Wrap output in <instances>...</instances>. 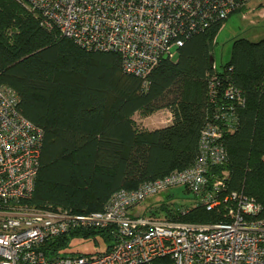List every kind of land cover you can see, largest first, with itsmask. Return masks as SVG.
<instances>
[{"label":"trees","instance_id":"obj_1","mask_svg":"<svg viewBox=\"0 0 264 264\" xmlns=\"http://www.w3.org/2000/svg\"><path fill=\"white\" fill-rule=\"evenodd\" d=\"M23 4L0 0V83L14 90L19 111L42 131L34 189L22 203L99 211L118 189H134L188 167L198 154L200 130L212 120L222 101L220 90L229 82L244 104L234 111L236 128L222 137L226 161L212 172H227V188L259 202L264 215V37L234 39L229 59L215 69L209 63L210 43L224 19L215 21L185 38L173 58H162L143 84L122 70L118 53L81 47L55 28L43 27L37 12ZM213 74L220 85L211 101L207 86ZM160 108L170 111V123L136 126L135 113ZM164 201L154 203L159 204L155 212L166 211L180 221L223 217L200 204L172 213ZM97 235L105 242L100 251L107 250L114 238L109 227L71 230L46 240L42 248L67 254L61 251L73 238Z\"/></svg>","mask_w":264,"mask_h":264},{"label":"built area","instance_id":"obj_2","mask_svg":"<svg viewBox=\"0 0 264 264\" xmlns=\"http://www.w3.org/2000/svg\"><path fill=\"white\" fill-rule=\"evenodd\" d=\"M18 1L37 12L43 27L55 28L81 47L118 53L122 70L146 84L151 69L162 58H173L185 38L242 11L251 0ZM218 85L213 74L207 86L211 101ZM219 96L222 101L201 128L198 154L188 167L134 189H118L99 211L26 206V212H19L16 204L34 189L42 131L19 111L14 90L0 83V264H264L260 203L242 190L228 189L227 172H212L226 161L222 137L236 128L234 111L244 104L229 82ZM173 188L191 194L189 205L218 209L223 217L212 222L180 221L166 216V211L155 212L159 204L150 206L149 214L131 213L146 199L174 194ZM187 210L188 205L170 208L179 214ZM105 227L114 237L107 250L54 254L42 248L46 240L71 230Z\"/></svg>","mask_w":264,"mask_h":264},{"label":"rangeland","instance_id":"obj_3","mask_svg":"<svg viewBox=\"0 0 264 264\" xmlns=\"http://www.w3.org/2000/svg\"><path fill=\"white\" fill-rule=\"evenodd\" d=\"M263 7L264 0H251L247 5V8L245 7L242 11L234 12L224 19L221 28L210 43L212 65L216 69L220 68L221 63H225L229 59L232 42L234 39L243 37L251 41H257L264 37ZM26 8L28 7L26 6ZM248 8H254V10L245 13L246 9L248 10ZM243 13L244 17L242 16ZM170 118L171 113L166 108L157 109L154 112L148 113L146 115L140 113H135L133 115V120L136 126L146 129H153L162 125H166L170 123ZM181 189L182 188H173L171 192L174 194H170V196L167 193H161L155 197L146 199L141 204L136 206L133 211L145 210L149 214L148 210L150 209V206H153L154 203L160 202L161 200H165L164 202L167 204V208H171L173 210H177V208L180 207H185L192 202L191 194L186 193ZM21 201L16 204V211L26 212L28 209L26 206L32 207L22 203ZM152 203L153 205H151ZM56 208L65 209L62 207ZM107 243H111V240H108ZM104 244L105 242L99 235H97L95 238L90 237L88 239L73 238L69 242V246L62 250L61 253H68L70 251L95 252L101 250L104 247Z\"/></svg>","mask_w":264,"mask_h":264},{"label":"crops","instance_id":"obj_4","mask_svg":"<svg viewBox=\"0 0 264 264\" xmlns=\"http://www.w3.org/2000/svg\"><path fill=\"white\" fill-rule=\"evenodd\" d=\"M246 8H247V7H246ZM252 10H254V8H251V9L248 8V10L246 9L245 13L248 12V11H252ZM242 16L244 17V13L242 14ZM169 121H171V118H170ZM162 126H164V125H162ZM159 127H160V126H159ZM135 208H136V207H134L133 209H135ZM133 209L131 210V213H135V212L137 211V210H136V211H133Z\"/></svg>","mask_w":264,"mask_h":264},{"label":"water","instance_id":"obj_5","mask_svg":"<svg viewBox=\"0 0 264 264\" xmlns=\"http://www.w3.org/2000/svg\"><path fill=\"white\" fill-rule=\"evenodd\" d=\"M209 63L212 65V54H209Z\"/></svg>","mask_w":264,"mask_h":264}]
</instances>
